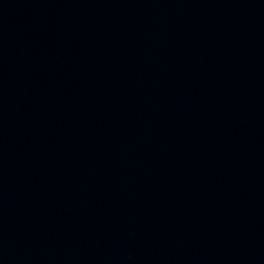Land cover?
I'll return each instance as SVG.
<instances>
[{
  "label": "water",
  "instance_id": "water-1",
  "mask_svg": "<svg viewBox=\"0 0 264 264\" xmlns=\"http://www.w3.org/2000/svg\"><path fill=\"white\" fill-rule=\"evenodd\" d=\"M0 264H264V0H0Z\"/></svg>",
  "mask_w": 264,
  "mask_h": 264
}]
</instances>
